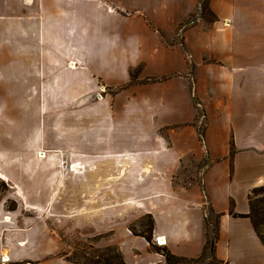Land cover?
<instances>
[{
  "label": "crops",
  "instance_id": "0c3cea01",
  "mask_svg": "<svg viewBox=\"0 0 264 264\" xmlns=\"http://www.w3.org/2000/svg\"><path fill=\"white\" fill-rule=\"evenodd\" d=\"M10 1L0 0V65L19 63L26 71L30 60L19 55L22 45L13 46L11 34L35 33L25 48H34L31 64L40 73L23 72L20 81H35L36 87L49 81L51 112L88 123L67 147L43 143L46 153L36 158L21 149L16 172H11V155L0 158L5 166L0 179L27 176L29 159L49 165L66 157L84 164L82 174H69V185L75 188L78 180L84 193L94 195L67 202V223L72 231L103 236L99 245L117 246L127 264H166L131 231L139 218H153L152 239H164L163 247L173 254L197 258L210 212L221 214L219 259L264 264V244L251 221L230 215L231 210L249 213V195L264 187V0H209L216 17L209 22L199 15L201 0H130L136 14L128 16L129 0H105L104 56L73 46L64 56L47 59L39 34L43 11L51 8L57 19L82 18L101 11V0H15L16 10ZM13 11L19 21L12 22ZM193 14L200 17L187 23ZM181 26L183 34L173 42ZM108 86L117 91L92 98ZM199 106L207 120L203 140ZM187 163H203L201 172L188 171ZM31 173L37 191L54 193L57 178L46 181L50 174L54 178L53 170ZM5 198H0V240L10 259L76 264L60 256L63 238L47 223L45 213L55 215L57 202L37 204L36 216L24 221L19 209L6 210Z\"/></svg>",
  "mask_w": 264,
  "mask_h": 264
},
{
  "label": "rangeland",
  "instance_id": "374dc122",
  "mask_svg": "<svg viewBox=\"0 0 264 264\" xmlns=\"http://www.w3.org/2000/svg\"><path fill=\"white\" fill-rule=\"evenodd\" d=\"M38 1L39 0H37V3ZM127 3V9L129 10L127 16L132 13L136 14V7L133 6V2L129 0ZM9 4L12 6L13 10H16L19 6L15 0H11ZM106 4L107 2L105 0H101V5L103 7L101 11H97V13L93 15L82 18L68 16L57 19V12L51 8L43 11L45 17H41V20H39L41 30L39 34L41 48L45 51V59H47V55L49 54L64 56L66 47L73 48V46L82 53L86 51L90 54L92 51L97 52L99 56H104L105 50L103 49V44L106 42V34L102 32L101 28L105 25L103 24V20L105 21L106 17L104 9ZM126 12L127 10H125V14ZM199 15L193 14V16L187 20V23L192 21L196 22L200 17ZM19 19V16H15L13 11L12 22L19 21ZM205 20L209 22L213 21L214 18L207 15L205 16ZM183 28L184 27L181 26L177 34L173 36V42H177L180 39L183 34ZM0 36H2V34ZM34 36L35 33L19 34L12 32L11 34L13 46L15 45L19 48L22 45V48L19 49V51L21 50L19 55L26 56V58L30 60V64L27 65L26 71V66L19 63L6 66V68L0 65V158L11 155V172L19 170L20 161L18 155L21 149L28 151V154H32L33 156H41L46 153V151L41 148L43 143H46L50 148L57 147V145L67 147L71 139L73 140L77 137V133L81 134V132L86 129L84 126L88 123H85L83 118L79 122L78 120L75 122L76 119L73 118L70 113L51 112L52 106L50 105H52V97L49 91L51 88L49 81H39V87H36L35 81H20V74L23 72H28L33 76H35V72L40 73V70L36 69V65L31 64V59L34 60L35 58L33 55L35 53L34 48H25L26 42H28L27 45L33 42ZM0 40V44H2L4 40L3 37H1ZM89 54L87 56H89ZM70 67L74 68V63H72ZM100 83L102 84L103 82ZM37 88H40L39 93L41 95L39 96H36ZM116 91L117 89L110 86L106 88L103 87L101 93L93 94L92 98L101 99L106 93L114 94ZM198 111V129L199 132L204 133L207 121L205 112L201 106H199ZM75 125H79V127H75ZM56 134H59L60 142L56 140ZM76 140L78 143L80 142L77 138ZM8 163L9 161L6 164L8 165L6 166L7 170L9 169ZM26 164L28 173L24 178L13 176L10 182L0 179V198L6 196V210L12 212L19 209L21 219L25 221L36 216L34 209L37 204L42 202L46 203L47 201L57 202L60 207L54 210L55 215H47V213H45V216H49L47 218L49 221L47 222L48 225H51L56 231V234L63 238L64 248L60 256L67 255L66 259L68 260L83 263L91 256H94L97 251H103L106 247L99 245L100 239L103 236L94 235L93 233L86 235L90 233L89 231H72L67 223V220H69L66 216L69 211L67 202L70 200L71 202L76 201L77 204L79 202L82 203L85 199L94 195L83 192V184L77 180L78 178H76L75 188L69 185V183L72 184L69 174H82L85 165L81 162L70 161L66 157L63 161L60 160L58 163H49V165L46 163L42 164L39 160L31 159H29ZM70 164L75 166V172L70 171V169L66 167ZM202 164L203 163H200L197 166L193 163H187L185 164V169L199 173L201 172L199 166L201 167ZM3 167H5L3 166V162H0V169L2 171L4 169ZM43 167L53 170L54 178H52L49 173V177L46 178L47 182L57 178V184H54V193L37 191V189L40 190V186L36 185V174L31 173V171ZM41 176L40 174L39 177ZM187 176H190V172H187ZM41 178L43 179V177ZM261 196H264V191H257L252 194L253 198ZM77 211H79L78 208L76 209V212ZM208 215L211 220L214 218V214L211 212L208 213ZM148 219L149 216H143L130 227L134 229L136 233H143L146 231ZM0 242L3 245V249H6L9 254V248L5 240L1 239ZM153 243L157 247H162L158 245L155 240H153ZM7 252L4 250L6 256ZM88 255H90V257ZM7 260L8 261L5 262L0 260V264H31V262H23L16 259L9 258Z\"/></svg>",
  "mask_w": 264,
  "mask_h": 264
},
{
  "label": "trees",
  "instance_id": "16d2710c",
  "mask_svg": "<svg viewBox=\"0 0 264 264\" xmlns=\"http://www.w3.org/2000/svg\"><path fill=\"white\" fill-rule=\"evenodd\" d=\"M199 14L203 18H205L207 15H210L214 18V20L216 19L215 15L210 10L209 0H201ZM199 135L201 140H203L204 134L199 132ZM257 191H264V187L253 189L249 195V213L238 214L231 210L230 215L235 218H248L251 221L257 236L264 244V196L253 198L252 194L256 193ZM220 218L221 214H214V218L212 220L209 217L206 218L208 229L207 240L201 255L197 258L180 257L173 254L167 247H157L153 243L152 239L154 220L151 216H149L145 232L136 233L132 228L131 231L135 235L145 238L153 252L162 254L166 259V264H229L219 259L215 252L216 242L219 238L220 232ZM88 256L90 257V255ZM71 262L76 264H127L123 258L122 252L117 246H108L103 251L99 250L94 256H91L83 263L76 262L74 260Z\"/></svg>",
  "mask_w": 264,
  "mask_h": 264
},
{
  "label": "built area",
  "instance_id": "2783aa9c",
  "mask_svg": "<svg viewBox=\"0 0 264 264\" xmlns=\"http://www.w3.org/2000/svg\"><path fill=\"white\" fill-rule=\"evenodd\" d=\"M66 167L69 168V169H71V168L73 167V165L70 164L69 166L67 165ZM160 238H161V237L156 238V239H155V242H156L158 245L163 246L162 244H160ZM6 259H9V258L5 255V253H4V249H3V245H2L1 242H0V260H1L2 262H5Z\"/></svg>",
  "mask_w": 264,
  "mask_h": 264
},
{
  "label": "bare ground",
  "instance_id": "6f19581e",
  "mask_svg": "<svg viewBox=\"0 0 264 264\" xmlns=\"http://www.w3.org/2000/svg\"><path fill=\"white\" fill-rule=\"evenodd\" d=\"M70 171H73V172L76 171L74 165H73V167L70 169ZM7 219H8V218H7ZM160 243H161V244H166V242H165L164 239H162V238H160ZM6 261H8V260L6 259Z\"/></svg>",
  "mask_w": 264,
  "mask_h": 264
}]
</instances>
